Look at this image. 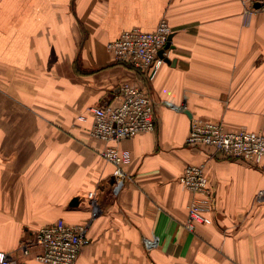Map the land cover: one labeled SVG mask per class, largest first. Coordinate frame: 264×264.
Instances as JSON below:
<instances>
[{
	"label": "crops",
	"instance_id": "1",
	"mask_svg": "<svg viewBox=\"0 0 264 264\" xmlns=\"http://www.w3.org/2000/svg\"><path fill=\"white\" fill-rule=\"evenodd\" d=\"M244 1L0 0V251L64 220L91 223L76 264H264V170L187 145L193 120L264 133V16ZM162 19L172 34L153 80L116 62L110 42ZM123 84L149 88L156 130L92 137L91 108ZM109 145L132 156L119 197ZM189 165L205 167L215 207L194 231Z\"/></svg>",
	"mask_w": 264,
	"mask_h": 264
},
{
	"label": "built area",
	"instance_id": "2",
	"mask_svg": "<svg viewBox=\"0 0 264 264\" xmlns=\"http://www.w3.org/2000/svg\"><path fill=\"white\" fill-rule=\"evenodd\" d=\"M258 5V6H257ZM245 15L264 16V0H245ZM172 28L166 19H162L153 32L134 28L107 45L117 63L134 69L149 80H153L165 64L168 55ZM163 56L160 55L162 50ZM156 102L147 86L123 84L116 104H103L91 108L94 118L90 130L92 137L103 142H120L141 133L154 132L157 128L155 115ZM187 145L206 147L214 150L217 156L245 162L264 170V133L241 128L229 131L219 122L193 120L187 138ZM99 156L115 167L113 177V196L119 197L131 178L125 173L124 166L131 162V153L117 146L105 147ZM195 195L188 207L185 228L194 231L198 224H212L215 210L210 198V182L203 165L187 166L180 179ZM255 201L264 203V189L255 195ZM91 223L68 224L59 220L37 230L26 237L16 254L0 251V264H25L33 258L40 264H76L80 254L90 243ZM151 248L150 242H145Z\"/></svg>",
	"mask_w": 264,
	"mask_h": 264
},
{
	"label": "water",
	"instance_id": "3",
	"mask_svg": "<svg viewBox=\"0 0 264 264\" xmlns=\"http://www.w3.org/2000/svg\"><path fill=\"white\" fill-rule=\"evenodd\" d=\"M258 6V5H257ZM167 47H168V45L166 46V48L165 49H167ZM165 49L164 50H162L161 52H160V55L161 56H163V52L165 51ZM189 117H191V113L190 112H188V111H184ZM78 202H79V200L77 199V198H75L73 201H72V203H71V205H77L78 204Z\"/></svg>",
	"mask_w": 264,
	"mask_h": 264
},
{
	"label": "rangeland",
	"instance_id": "4",
	"mask_svg": "<svg viewBox=\"0 0 264 264\" xmlns=\"http://www.w3.org/2000/svg\"><path fill=\"white\" fill-rule=\"evenodd\" d=\"M118 64H119V63H118ZM135 71H136V70H135ZM137 72H138V71H137ZM140 74H141V73H140ZM241 128H246V127H241ZM241 128H239V129H241ZM239 129H238V130H239ZM235 131H237V130H235Z\"/></svg>",
	"mask_w": 264,
	"mask_h": 264
},
{
	"label": "bare ground",
	"instance_id": "5",
	"mask_svg": "<svg viewBox=\"0 0 264 264\" xmlns=\"http://www.w3.org/2000/svg\"><path fill=\"white\" fill-rule=\"evenodd\" d=\"M139 29V28H138ZM141 30V29H140Z\"/></svg>",
	"mask_w": 264,
	"mask_h": 264
}]
</instances>
